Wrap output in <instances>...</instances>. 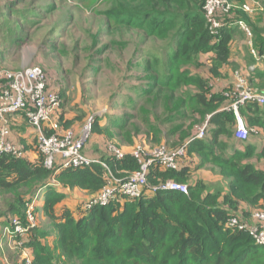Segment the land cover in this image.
Listing matches in <instances>:
<instances>
[{
  "label": "trees",
  "instance_id": "1",
  "mask_svg": "<svg viewBox=\"0 0 264 264\" xmlns=\"http://www.w3.org/2000/svg\"><path fill=\"white\" fill-rule=\"evenodd\" d=\"M205 2L113 0L112 9L106 14L109 20L113 19L115 29L140 30L148 37L169 40V51L162 60L153 57L144 65L149 85L145 96H153L155 104L162 101L169 113L190 110L200 120L210 117L209 140H194L196 129L192 137V131L182 134L183 125L173 128L181 135L177 143L166 145L174 148L190 142L181 169L165 171L155 165L148 176L150 187L174 180L187 185L188 193L157 191L140 200L114 201L90 210H83L80 205L75 216L64 204L66 196L60 190L78 189L94 196L106 184L107 169L93 164L57 172L45 167L39 153L35 162L0 156V197L12 196L0 206V220L7 224L10 219L21 217L27 225L28 205L43 196L41 210L52 222L47 229L56 233L52 236L42 225L33 227L30 240L24 245L31 252V264H264V245L257 244L247 232L226 227L231 217L249 220L246 217L255 210L264 209V170L257 164L264 160V146L257 151L251 143L237 144L233 134L236 116L227 110L231 100L225 95L232 85L217 93L212 86L215 79L223 77L222 68L231 65L234 35L237 30L242 32L238 22L253 29L247 13L236 9L223 17L224 25L214 36L206 19ZM202 67L208 68V76L194 71ZM248 81L264 91V74L258 70L249 73ZM186 113L182 112V118ZM240 115L251 134L257 129L264 134V107L247 104L240 109ZM127 124L119 126L120 130L129 129ZM73 125L62 112L61 131L71 130ZM94 128L97 133L113 137L108 128L99 124ZM132 128L134 134L141 132L134 125ZM144 139L149 146L164 144L154 128ZM113 144L126 155L123 159L110 154L99 159L109 171L123 178L139 171L140 164L130 154L135 146ZM195 157L201 158L200 167L193 168ZM207 163L219 168L221 186L212 187L202 179H194L196 169ZM52 180L58 186L52 185ZM55 249L57 255L53 253ZM11 264L25 261L17 258Z\"/></svg>",
  "mask_w": 264,
  "mask_h": 264
},
{
  "label": "rangeland",
  "instance_id": "2",
  "mask_svg": "<svg viewBox=\"0 0 264 264\" xmlns=\"http://www.w3.org/2000/svg\"><path fill=\"white\" fill-rule=\"evenodd\" d=\"M112 2L0 0V67L19 70L26 66H38L44 69L64 97V119L74 122L72 131L80 136L89 120H93L84 152L94 159L108 156V147L114 142L125 148L149 146L144 136L152 128L157 129L164 144L177 143L181 134L173 128L183 125L182 134L192 131L193 137L196 127L206 122L192 116L190 110L169 113L162 101L155 104L153 96H145L149 85L144 65L153 57L163 58L169 51V40L148 37L140 30L115 29L113 19L109 20L106 16L112 9ZM258 7V12L262 10L259 15L263 17L264 6L260 4ZM126 40L130 41L129 44L125 43ZM237 46H240L241 52L242 42ZM236 52L235 47V57ZM252 64L258 65V62L252 59ZM194 71L204 76L209 73L207 67ZM236 72L249 78L241 65ZM234 82L235 79L232 86ZM182 112H187L185 118H182ZM96 124L108 128L113 137L95 132ZM125 124L129 129L120 130L119 126ZM132 125L141 132L134 134ZM193 125L196 126L192 130ZM204 140H209L208 133ZM34 144L36 148L37 140ZM191 164L193 168L200 167L201 158L195 157ZM202 170L209 176H219V168L215 165L204 164L196 172ZM208 180L212 187L221 186L219 181L213 182L214 176ZM65 196L75 209H79L86 199L74 193ZM11 197H0V206ZM35 199L36 224L44 226L55 236L53 229H47L52 222L41 210L43 198ZM4 224V220H0V264H9L10 260L22 259L24 250L18 249L8 237L3 236ZM53 253L57 255L58 251L55 249Z\"/></svg>",
  "mask_w": 264,
  "mask_h": 264
},
{
  "label": "built area",
  "instance_id": "3",
  "mask_svg": "<svg viewBox=\"0 0 264 264\" xmlns=\"http://www.w3.org/2000/svg\"><path fill=\"white\" fill-rule=\"evenodd\" d=\"M255 3V4H254ZM255 0H244L236 4L230 0H206L204 11L214 36L224 25L223 17L231 15L238 9L248 14L258 11ZM240 29L252 38L251 28L245 22H238ZM252 53L257 56L256 52ZM235 82L231 91L225 93L231 103L227 110L236 116L235 137L247 140L250 129L240 115V109L247 104H257L264 107V91L254 88L248 78L240 73H235ZM63 110V98L59 89L50 80L46 71L38 66H26L20 70H8L0 67V156L8 155L24 158L25 150L16 145L10 138V119L16 114H24L29 125L37 131V147L39 154L44 157V164L48 170L57 172L79 167H91L100 164L108 170L105 186L82 205L83 210L93 207L107 206L114 201L125 199L140 200L146 195L155 194L157 191H178L187 194L188 187L174 180H167L156 187L148 185V176L151 168L160 166L165 171H178L183 166L187 157L190 142L183 146L169 147L166 144L158 146L137 145L130 150L131 156L140 164V170L128 174L125 178L115 176L109 171L106 164L85 154L84 148L92 129L93 120L84 133L76 135L72 130L61 131L60 116ZM209 119L205 124L196 127L194 140L206 138L209 132ZM48 131L53 132L48 134ZM254 132V130H251ZM110 156L123 159L126 151L115 144L108 147ZM52 185H57L52 180ZM33 202L25 215L28 226L15 217L10 220L5 228L4 237H8L18 249H23L25 264H31V257L24 245L31 237L33 227L36 226V215ZM250 221L238 216L228 219L226 227L239 232H247L259 245H264V209L255 210L250 216Z\"/></svg>",
  "mask_w": 264,
  "mask_h": 264
},
{
  "label": "crops",
  "instance_id": "4",
  "mask_svg": "<svg viewBox=\"0 0 264 264\" xmlns=\"http://www.w3.org/2000/svg\"><path fill=\"white\" fill-rule=\"evenodd\" d=\"M255 2H258L259 5L262 4L264 6V0H255ZM260 12H262V10L259 12L257 11L253 14L247 13L250 23L252 25V29H253L252 31L253 36L251 39H249L243 31L240 32L237 30L235 32L234 40L232 42V47H231V65L223 67L221 70L223 77L220 79L214 80L213 83L215 86H213V84L212 86H213V90L215 93L221 92L228 86L232 85L235 79V70H237V68H239L240 65L242 69L248 73V75L253 70H258L260 74H264V16L260 17L259 15ZM240 42H242V50H241L242 53L239 52L240 46L239 47L237 46L238 44H240ZM235 47H236V50L238 51L236 52L237 54L236 57L234 53ZM255 48L257 49V51ZM252 50H254L259 56L256 57L252 53ZM252 59H255L258 62V65H253ZM236 63H238L239 65ZM257 88H260V87H257ZM25 117L26 116L23 114H16V115H12L9 117L10 130H11L10 138L16 145L20 146L22 149L25 150V153H24L25 158H27L30 161L35 162L40 157L38 152L36 151L35 144H34L35 141L37 140V131L29 125L27 118ZM0 126H1V123H0ZM253 133L254 134L250 133L249 138L247 140H239L235 137V128L233 130L234 138L235 140L238 141L237 144H244L245 142L246 143L248 142V143H251L257 149V151H260L264 146L263 131L260 129H257V131H254ZM233 145H235V143ZM257 164L260 169L264 170V160H261ZM204 174L205 173L202 170L199 172H195L194 176L196 175L195 178L198 177L199 179H202L209 185L211 181H209L208 178L212 179L213 176L215 179L213 182H216V181L221 182L222 180L221 176L217 175L218 177H216L215 175L211 174L210 176L212 175L213 176L210 177L209 175L207 174L204 175ZM60 192H63L65 195H68V194L71 195V193L83 195L86 197V199H84L85 201L89 200L91 196H93V195H90L88 192L81 191L78 189L66 190V191L60 190ZM85 201H83L82 203H84ZM64 204L65 205L67 204V207L70 208L76 216L78 212V207L76 209L71 207L72 204L70 203L68 197H66V201ZM57 208L58 210H60V208L62 207L60 205ZM246 218L249 220L251 219L250 217H246ZM10 263H13V261L10 260Z\"/></svg>",
  "mask_w": 264,
  "mask_h": 264
},
{
  "label": "clouds",
  "instance_id": "5",
  "mask_svg": "<svg viewBox=\"0 0 264 264\" xmlns=\"http://www.w3.org/2000/svg\"><path fill=\"white\" fill-rule=\"evenodd\" d=\"M19 70H20V69H19ZM43 70H44V69H43ZM44 71H45V70H44ZM50 80H51V79H50ZM51 81H52V80H51ZM60 93H61V92H60ZM61 95H62V94H61ZM62 98H63V104H64V97L62 96ZM62 112H63V110H62ZM61 115H62V114H61ZM92 124H93V122H92ZM71 130H72V129H71ZM90 132H91V131H90ZM85 146H86V145H85ZM84 150H85V148H84ZM38 153H39V152H38ZM24 158H25V157H24ZM40 198H43V200H44V197H43V196H42V197H39V199H40ZM35 201H36V200H34L33 202H35ZM87 201H88V200H87ZM43 202H44V201H43ZM85 202H86V201H85ZM85 202H84V203H85ZM84 203L81 204V207H82V205H83ZM31 204H32V203H31ZM31 204H29L28 207H29ZM36 208H37V206H35V203H34V213H35V209H36ZM27 209H28V208H27ZM35 215H36V213H35ZM14 218H15V217H14ZM18 218L21 219V217H18ZM12 219H13V218H12ZM10 220H11V219H10ZM10 220H9V222H8L7 224H5V226H4L5 228L9 225ZM247 221H250V220H247ZM4 227H3V228H4ZM5 228H4V229H5ZM24 249H26L27 251H29V253H30L29 255H30V257H31V252H30V250H29L28 248H25V247H24ZM22 260H24V256H22ZM24 261H25V260H24ZM8 262H9V261H7V263H8ZM9 264H11V263H9Z\"/></svg>",
  "mask_w": 264,
  "mask_h": 264
}]
</instances>
